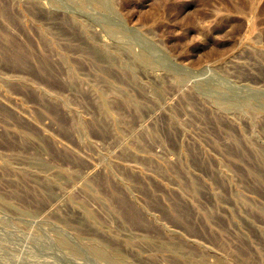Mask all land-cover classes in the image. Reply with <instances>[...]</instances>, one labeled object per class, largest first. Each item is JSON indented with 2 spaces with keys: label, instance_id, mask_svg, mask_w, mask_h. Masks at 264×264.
Here are the masks:
<instances>
[{
  "label": "rangeland",
  "instance_id": "obj_1",
  "mask_svg": "<svg viewBox=\"0 0 264 264\" xmlns=\"http://www.w3.org/2000/svg\"><path fill=\"white\" fill-rule=\"evenodd\" d=\"M0 264H264V0H0Z\"/></svg>",
  "mask_w": 264,
  "mask_h": 264
}]
</instances>
